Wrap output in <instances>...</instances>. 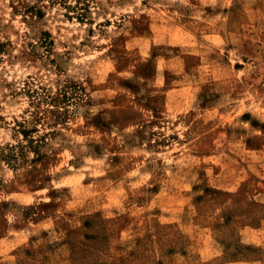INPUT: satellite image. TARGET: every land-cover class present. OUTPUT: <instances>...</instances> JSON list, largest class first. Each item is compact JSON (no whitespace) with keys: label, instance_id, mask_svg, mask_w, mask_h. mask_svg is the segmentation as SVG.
<instances>
[{"label":"rangeland","instance_id":"rangeland-1","mask_svg":"<svg viewBox=\"0 0 264 264\" xmlns=\"http://www.w3.org/2000/svg\"><path fill=\"white\" fill-rule=\"evenodd\" d=\"M0 264H264V0H0Z\"/></svg>","mask_w":264,"mask_h":264},{"label":"trees","instance_id":"trees-1","mask_svg":"<svg viewBox=\"0 0 264 264\" xmlns=\"http://www.w3.org/2000/svg\"><path fill=\"white\" fill-rule=\"evenodd\" d=\"M50 99L53 100V101H55V102H58L59 100H63V99H65V96L63 95V97L60 98L59 95H56V96H54V97H51Z\"/></svg>","mask_w":264,"mask_h":264}]
</instances>
